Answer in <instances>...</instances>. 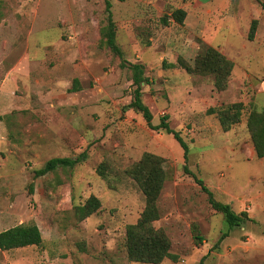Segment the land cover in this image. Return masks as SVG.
Returning a JSON list of instances; mask_svg holds the SVG:
<instances>
[{"label":"rangeland","instance_id":"rangeland-1","mask_svg":"<svg viewBox=\"0 0 264 264\" xmlns=\"http://www.w3.org/2000/svg\"><path fill=\"white\" fill-rule=\"evenodd\" d=\"M108 1L122 57L144 66L141 99L151 122L167 116L168 127L187 145V161L171 133L149 128L140 113L126 106L134 89L131 70L99 43L106 0H0V71L9 60L7 69L18 64L16 90L24 100L30 98L8 115L9 143L0 147V229L34 223L42 236L38 245L1 251L0 264H149L128 260L124 248L125 226L136 221L144 204L126 168L144 152L162 157L165 170L154 225L165 229L175 258L158 264H264V226L247 218L227 229L202 189L203 183L215 200L233 210L239 209L238 195L264 203V182L252 175L257 159L234 158L226 141L231 132L245 150L251 144L247 100L253 96L259 108L264 103V92L254 95L250 79L238 77L248 62L245 66L258 73L252 78L264 79L263 61L244 59L241 53L264 58V0ZM177 7L188 13L187 25L169 18L164 24L161 16ZM253 19L257 24L248 40ZM227 42L234 45L228 48L230 60L242 69L231 71L223 90L214 88L211 75L187 73L178 64L177 57L192 64L203 46ZM24 50L30 60L26 73L20 71ZM233 102L245 104L244 114L224 132L216 112L207 109ZM81 154L73 167L34 177L49 158ZM90 195L100 205L80 219L76 206Z\"/></svg>","mask_w":264,"mask_h":264},{"label":"trees","instance_id":"trees-1","mask_svg":"<svg viewBox=\"0 0 264 264\" xmlns=\"http://www.w3.org/2000/svg\"><path fill=\"white\" fill-rule=\"evenodd\" d=\"M109 1L106 0L107 22L100 26L101 46L109 48L114 54L121 58V65L127 63L131 70L132 85H134L131 101L126 105L134 111L140 113L146 125L153 130H164L171 133L183 148V158L187 161V145L177 131L168 127L167 116H162L158 124H152V113L141 99V84L147 83L144 73V66L141 63H130L124 60L123 51L116 41V25L109 10ZM186 17V10L182 7L172 8L169 15L161 16V21L167 24V19H172L181 25ZM257 20H251L247 39L252 40ZM203 45V44H202ZM178 64L187 73H205L212 76L213 86L216 90H223L228 84V80L233 68V62L227 58L217 48L206 45L195 55L193 63L189 64L183 58L177 57ZM78 80L72 81V88L78 89ZM71 89V88H70ZM248 111L245 119V126L253 144L254 152L257 157L264 156V111L258 109L254 104L248 103ZM245 104L233 102L220 106V108H208V113H215L222 131H228L233 125L240 123L244 114ZM1 117V116H0ZM81 156H64L49 158L42 167L36 168L34 177L43 176L49 172H54L57 168H70L80 161ZM162 157L151 152H144L141 157L133 162L126 172L134 180L140 189L144 204L139 216L133 223L125 226L124 248L127 259L133 262L158 264L166 258H175L171 253V241L165 229L161 226L156 227L154 222L160 218L158 198L161 194L165 170L162 165ZM104 166H99L97 171L104 178L106 177ZM184 169L187 170L184 165ZM188 173H190L188 171ZM200 185L201 181L196 180ZM32 189V188H31ZM202 189L207 194L208 202L212 209L223 215L227 229L241 226L247 213L244 211L234 212L231 205L222 203L213 198V195L202 183ZM100 205L99 199L90 195L83 204L76 206V212L80 219L85 218L95 212ZM196 228V227H195ZM225 235V233H223ZM195 238L202 240L195 234ZM42 242L41 231L34 223L17 224L0 231V251L27 245H38ZM199 264H202L201 262Z\"/></svg>","mask_w":264,"mask_h":264},{"label":"crops","instance_id":"crops-1","mask_svg":"<svg viewBox=\"0 0 264 264\" xmlns=\"http://www.w3.org/2000/svg\"><path fill=\"white\" fill-rule=\"evenodd\" d=\"M197 2V0H195ZM195 2V3H196ZM198 5V3H196ZM198 15H196L195 18V23L196 25L198 24L197 27H200L201 23H202V15L200 12H197ZM187 20H188V13H186V18L184 19V25H187ZM216 48H218L225 56H227L229 59H231V57L228 55L230 54L232 51H229L228 48L230 47H234V45L231 42H227L225 44H223L222 46H214ZM13 48V47H11ZM10 48V49H11ZM241 53L243 54V56L245 57L244 59H253V58H257V60L259 61H263L264 63V58L261 57L260 54H256L255 52L251 53L252 56L248 55V53H244V51H241ZM255 53V54H254ZM26 51L24 50V52L22 53V56L20 58L21 60V66H23V68H21L22 70H20L22 73H26V71L24 69H26L28 67V65L30 64V60L29 57L26 55ZM4 55L3 52H0V59L2 58V56ZM9 56L14 55L11 52H8ZM8 56V58H9ZM232 60V59H231ZM233 62V71H238L239 69L242 68H246L243 69L244 71L241 72L240 74H238V77L241 79L247 77L250 80H248V85H250L251 87H253L254 85V89L255 91L253 92V94L255 95L256 93H261L264 92V79L261 80H257V78L253 77L252 78V74L254 73L255 75L258 74L257 72H253V70L249 67V66H245V65H249L250 63H243L242 64V68H238V64ZM8 65H6V69H3L2 71H0V147L3 145H7L9 143V123L7 122V118L9 117V114H13L15 115L16 112L19 111L20 107L19 105L24 104L23 101H27V103L29 102V100L27 98L23 97V94H19L16 90V88L18 87V81L16 80L17 77L19 76V72L17 70V65L18 64H12V67L8 68L7 67L10 65V60L8 63H6ZM28 64V65H27ZM262 70V69H259ZM28 74V73H27ZM2 75V77H1ZM242 81V80H241ZM55 82V81H52ZM24 87H28L29 84L27 83L26 79L24 81ZM27 92H29V89L27 88ZM28 95V94H26ZM249 103L254 104L258 109L263 110L264 111V103L261 105L262 107L259 108L258 103L255 101L254 97L252 96V99H248L247 100ZM227 134V143L228 144V152L230 154H232L234 156V158L239 159V160H245L247 162L253 160V159H257V164L255 166L252 167V170L254 171L252 173L253 177L257 178L260 181L264 182V156L263 157H257L255 155L254 152V148H253V144L251 142L250 145H248L246 147L245 150H242V142H239L235 137L233 138L232 136H229L231 132H226ZM228 152H224V153H228ZM258 173V174H257ZM220 176H223V173L220 174ZM219 185V184H218ZM262 195H264V192L260 193ZM259 194V195H260ZM255 198H257L256 196H243V195H238L236 196V199L238 200V207L239 209L237 210H233V207L231 206L232 210L234 212L237 213L241 212L243 210L245 211H249V213H247V218L248 221L252 220V221H256L258 223H260L261 225L264 226V218L261 219V216L264 217V203L262 204H257L255 203L253 200H255ZM247 201H249V207H246L245 203H247ZM243 224V223H242ZM242 228L244 229V227L242 226ZM7 229V228H5ZM5 229H0V231L5 230ZM5 251V250H4ZM1 252V251H0Z\"/></svg>","mask_w":264,"mask_h":264}]
</instances>
